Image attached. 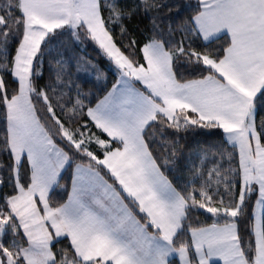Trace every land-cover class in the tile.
<instances>
[{
	"label": "snow or ice",
	"instance_id": "6c2138e0",
	"mask_svg": "<svg viewBox=\"0 0 264 264\" xmlns=\"http://www.w3.org/2000/svg\"><path fill=\"white\" fill-rule=\"evenodd\" d=\"M0 264H264V0H0Z\"/></svg>",
	"mask_w": 264,
	"mask_h": 264
}]
</instances>
